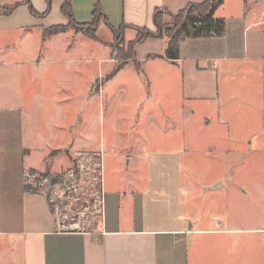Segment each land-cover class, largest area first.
Wrapping results in <instances>:
<instances>
[{
	"label": "rangeland",
	"instance_id": "obj_1",
	"mask_svg": "<svg viewBox=\"0 0 264 264\" xmlns=\"http://www.w3.org/2000/svg\"><path fill=\"white\" fill-rule=\"evenodd\" d=\"M46 14L44 22H56V12ZM163 19L170 25L171 19ZM101 24L95 32L97 41L69 29L63 37L55 36L39 58L34 50L40 48L41 36L22 37L15 29L0 32V107L9 108L0 110V124L4 121L0 125V148L4 151L6 144L19 143L22 133L24 144L29 147L48 148L47 160L41 166L23 172L22 185L46 196L61 225L88 229L100 207L98 156L107 166L110 153L115 150L129 155L140 152L145 155L142 165L150 170L166 171L182 160L188 185L186 201H199L191 214L205 215L207 226L264 231V104L259 91L254 87L250 94L243 93L244 97L238 92L235 102L228 101L230 110L223 112L228 124L216 121V104L203 102L196 106L188 101L186 108L195 106L199 111L194 112L193 121L185 127V157L172 162L163 156L149 157L153 152H163L169 144L164 139L173 124L165 118L177 115L183 107L180 95L165 92L163 75L169 69L165 62H142L136 55L138 69L130 60L109 75L115 64L113 57L124 52L136 31L132 28V32H126L124 28L116 38ZM156 73L160 75L154 76ZM228 112L231 116L227 118ZM205 118L210 121L207 128L200 123ZM89 137L98 141L91 142ZM88 146L97 155L84 152ZM38 150L34 156H38ZM6 159L0 155V215H16L21 206L7 203L2 189L17 184L14 175L1 169ZM12 167L16 169L17 165ZM149 176L155 185H165L157 178L163 174ZM53 178L56 179L52 181ZM213 179L221 182L218 189L225 188L224 193H203L201 185ZM219 202L226 204L227 218L208 217L205 209L214 210ZM215 208L219 212L223 209L220 205ZM221 236H217L220 242ZM236 237L235 241L230 240L227 254L222 248L216 250L211 264H223L224 259L230 264H264V233L262 254L257 257L251 247L240 249L242 245L237 242L243 243L246 238ZM207 256L202 255L198 264H210Z\"/></svg>",
	"mask_w": 264,
	"mask_h": 264
},
{
	"label": "crops",
	"instance_id": "obj_2",
	"mask_svg": "<svg viewBox=\"0 0 264 264\" xmlns=\"http://www.w3.org/2000/svg\"><path fill=\"white\" fill-rule=\"evenodd\" d=\"M96 1L115 29L124 24L153 30L152 16L155 10L176 13L189 3L204 0H70L75 21L90 22ZM30 2L38 13H43L47 8L45 0ZM50 4L46 16L56 12V22H44L45 16L31 14L28 6L23 4L6 19L0 15V32L15 29L22 37L41 36L40 48L34 51H37L38 58L39 55L43 56L41 53L48 49L47 44L55 36L66 35L68 31L42 38L45 27L67 23L60 12L62 0H51ZM214 16L224 19L223 34L183 40L179 45L178 58L173 62L164 57V38H146L135 44V57L138 55L142 62L160 61L168 65L169 69L163 75L165 92L179 94L183 105L177 112L178 117L172 114L165 118L168 124L176 127L173 129L169 125L170 132L164 139L166 144L169 143L168 147L163 152H153L149 157L163 156L171 162L172 159L185 157L188 151L185 127L189 121H193L194 112L199 111L195 106L186 108L188 101L196 106L203 102L216 104V121L220 124H228L223 112L230 110L229 102H235L238 92L244 97L243 93L250 94L255 87L264 104V0H223ZM125 29L132 32V27ZM157 75L160 73L154 76ZM0 110L8 111L9 108L1 106ZM229 116L230 112L227 118ZM200 123L207 128L210 121L205 118ZM0 125H4V121ZM20 137L19 143L6 144L4 151L0 148V155L7 158L5 167L1 169L6 174L14 175L17 181L9 188H2L7 195L6 202L21 206L16 215H0V264H198L202 255H208L207 261L211 264L216 250L222 248L227 254L230 240L235 241L237 235L247 239L243 243L237 242L242 245V251L251 247L256 257L262 254V229H237L221 225L210 227L206 224L205 215L199 217L191 214L199 201L196 198V203L188 204L186 201L188 185L183 176L185 169L181 165L182 160L174 167L164 169L166 171L150 170L142 165L145 155L140 152L129 155L123 150H115L110 153L107 166H103V158L99 155V213L88 229L77 226L73 230H62L63 225L57 221L46 196L26 190L21 181L24 171L37 168L47 160L45 152L48 148L38 150L34 146L29 147L24 144L25 133ZM89 138L91 142L98 141V138ZM36 150L39 151L38 156H34ZM84 152L97 155L90 146ZM15 164L16 169H10ZM148 174L152 178H156V174H163L164 177L157 178L165 185H155ZM218 187H221V182L213 179L200 188L206 194L224 193L225 188ZM160 205L164 207L160 208ZM219 205L223 207L220 212L215 208ZM215 207L214 210L211 207L205 209L208 217L227 218L226 204L219 202ZM26 208L33 210L27 212ZM219 235L223 236L222 242L217 237ZM250 258L251 255L245 262ZM223 264H230V260L224 259Z\"/></svg>",
	"mask_w": 264,
	"mask_h": 264
},
{
	"label": "trees",
	"instance_id": "obj_3",
	"mask_svg": "<svg viewBox=\"0 0 264 264\" xmlns=\"http://www.w3.org/2000/svg\"><path fill=\"white\" fill-rule=\"evenodd\" d=\"M45 1L47 3L46 10L43 13H38L33 8L30 0H18L12 3H4L0 0V15H9L15 8L25 4L28 6V10L31 14L35 16H44L49 11L51 0ZM222 1L223 0H204L201 3H189L175 14L163 9H157L154 11L152 16L154 29L151 30L146 27H134L124 24L120 25L118 29H115L107 21L98 1L94 4L91 22H76L71 11L70 0H62L60 12L67 19V23L45 27L43 29L42 38L45 39L53 34L73 29L74 31L81 32L83 35L92 40H96L95 32L97 30L98 23L100 22H103L106 28L116 38L121 35L124 28H134L136 31L135 37L128 42L124 52H121L118 56L116 54L117 57H113L115 64L109 74L113 75L127 61L130 60H133L135 68L138 69L140 67L139 62L135 60L134 45L146 38H164L166 41L164 57L173 62L178 58L179 45L183 40L196 37L221 36L224 32V19L215 17L214 12ZM163 16L167 19H171L170 25L166 24ZM55 179L56 178H53L52 181Z\"/></svg>",
	"mask_w": 264,
	"mask_h": 264
},
{
	"label": "water",
	"instance_id": "obj_4",
	"mask_svg": "<svg viewBox=\"0 0 264 264\" xmlns=\"http://www.w3.org/2000/svg\"><path fill=\"white\" fill-rule=\"evenodd\" d=\"M76 227V225H63L62 230H73Z\"/></svg>",
	"mask_w": 264,
	"mask_h": 264
},
{
	"label": "built area",
	"instance_id": "obj_5",
	"mask_svg": "<svg viewBox=\"0 0 264 264\" xmlns=\"http://www.w3.org/2000/svg\"><path fill=\"white\" fill-rule=\"evenodd\" d=\"M26 189V188H25ZM27 190V189H26Z\"/></svg>",
	"mask_w": 264,
	"mask_h": 264
}]
</instances>
